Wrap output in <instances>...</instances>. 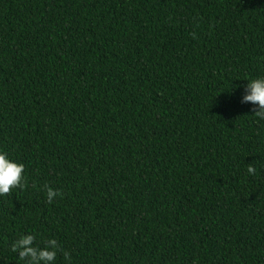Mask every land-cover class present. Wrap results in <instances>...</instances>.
I'll use <instances>...</instances> for the list:
<instances>
[{
    "label": "trees",
    "instance_id": "obj_1",
    "mask_svg": "<svg viewBox=\"0 0 264 264\" xmlns=\"http://www.w3.org/2000/svg\"><path fill=\"white\" fill-rule=\"evenodd\" d=\"M261 77L264 0H0V264H264Z\"/></svg>",
    "mask_w": 264,
    "mask_h": 264
},
{
    "label": "clouds",
    "instance_id": "obj_2",
    "mask_svg": "<svg viewBox=\"0 0 264 264\" xmlns=\"http://www.w3.org/2000/svg\"><path fill=\"white\" fill-rule=\"evenodd\" d=\"M195 38V33H193ZM244 90L246 95L241 103H250L254 107V115L264 120V77L252 79L247 83ZM249 175L256 174V168L249 164L247 168ZM25 166L10 160L7 153H0V196L11 197L16 189L23 190L26 187ZM47 187V186H46ZM62 196V193L47 187V202L51 204L56 196ZM57 240L48 239L43 247L36 246V237L34 235L21 236L11 245V251L18 254L19 260L25 264H55L57 253L59 251ZM66 261H71L68 253H64Z\"/></svg>",
    "mask_w": 264,
    "mask_h": 264
}]
</instances>
